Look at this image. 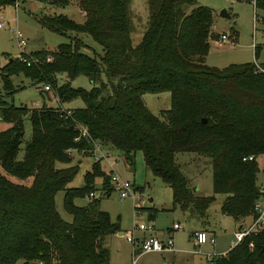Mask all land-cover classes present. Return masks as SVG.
<instances>
[{
    "label": "trees",
    "instance_id": "trees-1",
    "mask_svg": "<svg viewBox=\"0 0 264 264\" xmlns=\"http://www.w3.org/2000/svg\"><path fill=\"white\" fill-rule=\"evenodd\" d=\"M76 1L81 23L63 14L38 19L67 43L54 52L27 56L30 65L10 60L2 69L0 264H109L105 240L119 232V225L100 209V201L113 192L112 173L103 171L101 161L93 162L84 185L68 188L79 165L71 164L73 156L67 150L90 155L95 141L122 151L129 165L142 152L147 168L171 188L173 204L183 212L205 217L216 196L225 195L223 215L236 222L253 219L255 203L264 198L257 185L256 162V156L264 154V64L259 66L263 72L257 63L224 69L207 66L210 41L221 37L211 31V9L197 6L185 12L197 0H148V25L137 45L132 40L131 0ZM255 1L264 9V0ZM50 4L65 8L70 1ZM11 5L13 0H0V14ZM84 37L98 45L102 55ZM19 74L37 87L50 85L62 104L81 99L85 106L71 110L70 116L45 107L16 106L9 101L19 91L11 77ZM80 76L94 85L90 91L71 86L69 81ZM57 77L66 81L60 84ZM165 92L171 95V108L159 117L143 96ZM25 116L31 121L32 136L18 159ZM78 124L88 128L90 139L80 136ZM178 152L211 159L213 196L195 195L176 161ZM96 177L103 178V195L86 206L75 205V200L96 192ZM61 191L72 222L57 211L55 197ZM212 262L264 264V233L247 237Z\"/></svg>",
    "mask_w": 264,
    "mask_h": 264
},
{
    "label": "rangeland",
    "instance_id": "rangeland-1",
    "mask_svg": "<svg viewBox=\"0 0 264 264\" xmlns=\"http://www.w3.org/2000/svg\"><path fill=\"white\" fill-rule=\"evenodd\" d=\"M70 5L59 8L50 4L51 0H34L31 4L29 0H21V9L16 12L14 5L7 6L0 14V23L6 27L0 30V91H3V81L1 78L2 69L10 60H19L22 57L17 45L12 29L18 28L27 39L26 55L32 56L39 52H54L57 47L67 43L68 39L61 35L49 32L43 28L38 19L43 15H67L74 21L81 23L83 15L77 7L76 0H69ZM148 0H131L130 10L132 16L133 44L137 45L147 28L149 20ZM197 6L208 7L213 13V29L219 35H225L227 41H210L211 50L205 59V64L209 67L224 69L232 65H243L257 63L258 66L264 64V9L256 7L245 0H197L194 7H185L187 14ZM226 11L230 19L221 17V12ZM255 24V26H254ZM237 33V37L235 36ZM85 43L102 55L101 48L89 37H84ZM259 48V56L255 57V48ZM91 54L90 50H87ZM59 83H64L66 79L57 77ZM11 81L19 91L12 97L16 106L25 105L29 110L35 109L34 103L39 107L47 101L46 97L38 91L37 86L25 78L23 75L11 77ZM73 88L90 91L94 85L84 77L80 76L73 81H69ZM143 101L148 109L156 116L168 111L171 108V95L168 92L143 96ZM65 109L83 108L84 102L75 99L63 104ZM37 107V108H39ZM1 125L0 128H4ZM24 137L18 154V159L24 156L26 143L32 136V124L29 116L23 118ZM105 148V147H104ZM110 155L101 162L104 172L109 174L111 168L122 179L131 181L138 188H143L141 207L143 210H136V203L132 199L122 200L119 194L114 191L109 196L101 197L100 209L109 214L112 222L120 223L122 233H131L135 227L140 225L152 226L156 232L166 233L172 229L174 224H179L181 229L174 234L175 249L177 252L168 256L165 260L161 254H145L138 258L133 255V246L128 243L125 237H109L105 240L104 246L109 251L110 264H206L207 255H219L223 251L232 248L234 234L240 226L252 224V217L242 219L239 222L231 217L222 214L221 207L226 199L225 195H217L216 201L211 205L205 217L199 216L192 210L183 212L180 208L172 210V190L163 181L154 176L147 168L142 152H137L134 156V163L128 164L125 154L117 149H105ZM71 164L79 165V172L68 188H81L84 185V176L92 169L94 157L92 155H82L73 152ZM82 160V163H78ZM176 161L180 165L183 173L189 179V185L194 190L195 195L200 198L213 196V169L209 157L194 152H178ZM259 172L257 175V185L264 190V154L256 156ZM66 164L58 163V167H67ZM95 194L103 195V178L96 177L94 180ZM64 191L59 192L55 197L58 213L67 221L72 222V217L67 214L63 207ZM152 199V201H150ZM87 199L75 200V205L86 206ZM155 208L157 218L151 221L147 209ZM199 227V231L213 233L215 246L210 244L197 248L191 237V233ZM210 231V232H209ZM136 234V233H135ZM194 234V232H193ZM192 234V236H193ZM137 234L136 237H139Z\"/></svg>",
    "mask_w": 264,
    "mask_h": 264
},
{
    "label": "built area",
    "instance_id": "built-area-1",
    "mask_svg": "<svg viewBox=\"0 0 264 264\" xmlns=\"http://www.w3.org/2000/svg\"><path fill=\"white\" fill-rule=\"evenodd\" d=\"M14 1V8L17 11L21 9L22 4L20 3L21 0H13ZM26 1V0H25ZM31 1V4L34 3V0ZM252 3L255 6V0H252ZM6 25L4 23H0V30L4 29ZM11 33L14 35L15 40L17 42V45L21 51L22 57L20 60L22 62L27 63L28 58L26 55V48H27V39L24 37V35L20 32L18 28L12 29ZM227 41V37L225 35L221 36L220 42ZM50 61V59L48 60ZM257 69L261 72L263 70L257 65ZM38 91L43 94L46 97V100L48 99V102L45 101L42 104V107H39L37 103H34L35 109H41L45 107L46 109H55L60 113H63L65 116L71 115V109H65L59 96L54 92L52 87L50 85H40L37 87ZM39 107V108H37ZM80 136L84 137L86 139H90L88 128L82 124L77 125ZM78 140V138H76ZM106 148L103 147L102 143L95 141L94 143V149L92 150L91 154L94 157V162L103 161L105 158H107L110 153L105 150ZM73 152H78L82 155L85 154V150L78 151L76 149H68L67 153L72 156ZM249 159H253V156H250ZM111 185L113 192L116 191L119 194V197L122 200L126 199H132L136 203V210H142L141 202H142V195H140V192L142 191L140 188L136 187L134 184L131 183V181L122 179L117 173L111 174ZM99 198L95 193H91L88 196L85 197L87 201H92L94 199ZM253 212L255 214L252 224L249 226L242 227L238 229L234 234V241L232 242V248L240 245L244 242V240L253 235V234H259L264 233V198H261L258 200L253 208ZM181 229L180 225L174 224L172 228V232L179 231ZM137 231L140 232H147L151 235L144 239L143 241H138L135 237V233ZM154 228L152 226H145L140 225L139 227H135L134 230L131 233L124 234L125 239L127 242H129L134 250L136 247H139V253L138 255L134 254L135 258H138L145 254L150 253H166V252H173L174 251V240L173 238L169 237L166 241H162L159 237L156 235H153ZM192 240L194 242V245L197 248H200L203 245L210 244L212 246L215 245V238L211 234L205 232V231H196L194 232L192 236ZM252 247V244L250 245ZM215 256L207 255L206 256V262L207 264H213V258ZM38 264H44L43 262H39Z\"/></svg>",
    "mask_w": 264,
    "mask_h": 264
},
{
    "label": "crops",
    "instance_id": "crops-1",
    "mask_svg": "<svg viewBox=\"0 0 264 264\" xmlns=\"http://www.w3.org/2000/svg\"><path fill=\"white\" fill-rule=\"evenodd\" d=\"M245 2L251 3L252 0H245ZM229 16H230V15H229ZM82 18H83V17H82ZM213 22H214V20H213ZM254 26H255V24H254ZM211 31H212V33L218 35L219 37L222 36V35H219L218 33H216L215 30L213 29V27H212ZM236 35H237V33H235V36H236ZM236 37H237V36H236ZM256 48H258V47H256ZM210 50H211V45H210ZM41 95H42V94H41ZM78 163H79V164L82 163V160H79ZM110 173H115V171H114L113 168H111V170L109 171V174H110ZM140 189L143 190V188H140ZM261 190L264 191L263 189H261ZM150 201H152V199H151ZM176 208H179V207H178V206H174V204H173V198H172V210H171V211H174ZM147 210L150 212V214H149L150 220H151V221H155L156 218H157V213H158V211H157L155 208H151V209H147ZM113 223H114V222H113ZM117 224L119 225V232H118L117 234H115V235H111V236H109V237H113V236H116V237H117V236H118V237H124V234H127V232L122 233V230H121V227H120V223L118 222ZM178 225H179V224H178ZM242 227H245V225L240 226L239 229L242 228ZM196 231H199V227H198L197 229H195L193 232H196ZM171 232H172V229L168 230L166 233H159V232H156L155 229H154L153 235H156V236L159 237L162 241H166L169 237L173 238V240H174V234H175V232H173V233H171ZM176 232H177V231H176ZM193 232L191 233V237H192ZM209 232H210V231H209ZM137 234H140V236H139V237H136ZM209 234H211L212 236H214V234L211 233V232H210ZM150 235H151V234H150V233H147V232H140V231H137L136 234H135V237H136V239H137L138 241H143L144 239L148 238ZM109 237H108V238H109ZM214 237H215V236H214ZM126 241H127V240H126ZM128 243H129V242H128ZM214 246H215V245H214ZM231 249H232V248H230L229 250L223 251L222 253H218L219 255H216V256H225V255H226ZM133 250H134V248H133ZM176 252H177V250L175 249V243H174V251H173V252H166V253H150V254H161V255H163V256H162L163 259L165 260L166 258H168V256H170V255H172V254H175ZM138 253H139V247H136L135 251H133V255H134V254L138 255ZM205 259H206V258H205ZM109 264H110V263H109ZM206 264H207V262H206Z\"/></svg>",
    "mask_w": 264,
    "mask_h": 264
},
{
    "label": "water",
    "instance_id": "water-1",
    "mask_svg": "<svg viewBox=\"0 0 264 264\" xmlns=\"http://www.w3.org/2000/svg\"><path fill=\"white\" fill-rule=\"evenodd\" d=\"M221 17H223L225 19H230V16L226 11L221 12Z\"/></svg>",
    "mask_w": 264,
    "mask_h": 264
}]
</instances>
